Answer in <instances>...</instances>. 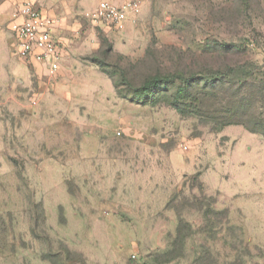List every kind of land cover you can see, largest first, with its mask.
<instances>
[{
  "label": "rangeland",
  "instance_id": "rangeland-1",
  "mask_svg": "<svg viewBox=\"0 0 264 264\" xmlns=\"http://www.w3.org/2000/svg\"><path fill=\"white\" fill-rule=\"evenodd\" d=\"M25 1L0 0V264H264V137L213 132L208 94L182 116L177 79L139 91L198 74L261 101L264 0H107L141 6L123 33L84 18L103 0H33L64 16L54 77L16 55ZM237 64L239 96L205 89Z\"/></svg>",
  "mask_w": 264,
  "mask_h": 264
},
{
  "label": "built area",
  "instance_id": "built-area-1",
  "mask_svg": "<svg viewBox=\"0 0 264 264\" xmlns=\"http://www.w3.org/2000/svg\"><path fill=\"white\" fill-rule=\"evenodd\" d=\"M140 12L141 6L135 1L103 0L85 12L84 18L96 28L123 33ZM9 22L18 58L23 63L43 67L51 77L57 76L63 60L55 38L59 19L50 16L35 2L25 1L11 13Z\"/></svg>",
  "mask_w": 264,
  "mask_h": 264
},
{
  "label": "trees",
  "instance_id": "trees-1",
  "mask_svg": "<svg viewBox=\"0 0 264 264\" xmlns=\"http://www.w3.org/2000/svg\"><path fill=\"white\" fill-rule=\"evenodd\" d=\"M239 65L240 64L233 65L229 74L219 73L218 75H216L218 77H215V79L212 80L211 78V83H205V89L209 87L211 90H213V92H217L220 86L223 87L226 84V77L228 76L227 78H230L228 83L231 84V87H237L238 92L236 93V95L238 94L239 96V93L241 92V86H243L244 83L250 84L247 82V77H245L244 79H237L236 74L240 72L241 68L239 67ZM199 76L200 75L198 74H194L192 76L180 75L179 77H174L171 75L162 77L156 75L151 79H148L139 91L144 96H148L155 89L160 88L163 85H171L173 83V79H177L178 91L174 96L173 106L177 109L179 114H181L182 116H187L193 111L198 114L199 108L197 104H200V102L204 100L203 96L205 94H208L206 96L216 98V103L219 106V108L216 109L215 112L208 113V115L215 120L212 128L213 132H218L226 126L235 125L242 126L248 132L253 134H260L264 137V120L259 119V117L257 116V107L255 106V104L257 103L259 104L260 102H264V97L260 101V98L258 100L259 96L256 95V97H254V93H245V95H240L239 99L235 101V105L229 104L228 107H226L220 104V101L217 97L218 95L211 94L210 92L206 93L205 90H200V82H202L203 79ZM191 89L193 90V92H191ZM189 92L191 93V95ZM259 95L264 96V92L262 90L259 91ZM248 96L252 98L253 101H250L248 99ZM189 101L191 102L189 103Z\"/></svg>",
  "mask_w": 264,
  "mask_h": 264
},
{
  "label": "crops",
  "instance_id": "crops-1",
  "mask_svg": "<svg viewBox=\"0 0 264 264\" xmlns=\"http://www.w3.org/2000/svg\"><path fill=\"white\" fill-rule=\"evenodd\" d=\"M30 1L35 2L33 0H30ZM35 3H37V2H35ZM42 9L46 13H48L50 16H53V17L59 19L58 27L55 30V38H56V40H57V42L59 44V47L61 49V54H62V57H63L62 62H63V64H65V62L68 61L67 58L70 57L71 54H72L71 53L72 52V48H71V43H70L69 37L67 36L66 26H65V24H63L64 23V16L61 15L58 11L49 10L47 8H42ZM10 15H11V13L9 12L8 15L5 17L7 22L10 20ZM9 30H10V28H9ZM37 66H39V65H37ZM39 67H41V66H39Z\"/></svg>",
  "mask_w": 264,
  "mask_h": 264
}]
</instances>
